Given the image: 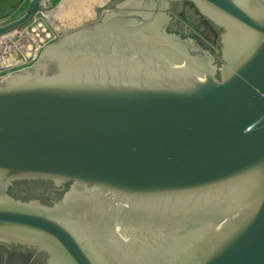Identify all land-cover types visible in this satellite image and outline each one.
<instances>
[{"label": "water", "instance_id": "obj_1", "mask_svg": "<svg viewBox=\"0 0 264 264\" xmlns=\"http://www.w3.org/2000/svg\"><path fill=\"white\" fill-rule=\"evenodd\" d=\"M198 1L227 29L219 77L210 55L141 31L166 0L124 12L139 31L112 50L104 37L72 45L83 27L0 76V185L92 186L54 206L0 195V239L54 248L67 264H264V0ZM51 5L28 0L0 35ZM127 207L153 218L146 230L119 228Z\"/></svg>", "mask_w": 264, "mask_h": 264}, {"label": "flooded vegetation", "instance_id": "obj_2", "mask_svg": "<svg viewBox=\"0 0 264 264\" xmlns=\"http://www.w3.org/2000/svg\"><path fill=\"white\" fill-rule=\"evenodd\" d=\"M148 1L109 0L107 7L97 19L84 23L79 27L71 28L61 33L60 36L87 27L86 30L78 34L79 39L75 40L72 45L86 46L96 42L99 37H104L106 39L105 46L109 49L112 47V42L113 44L115 42V36H123L130 32L138 34L139 30H134L131 24L133 18L130 16L132 14L124 12L130 10L144 11L148 9L144 5ZM158 11L156 22L146 24L148 26L143 27L141 31L149 36L157 33L158 29H163L165 33L174 34L188 45L193 46L199 53L210 55L213 58V64L216 66V76L219 77L221 68L227 63L223 57L224 38L227 29L215 17L216 15L198 0H166L165 5ZM111 12L121 14L119 16L109 15ZM106 14L105 20L102 21ZM159 23L160 28L158 27ZM122 48L125 49L126 47L124 48L121 45L119 49L114 51H123ZM126 49L130 52L142 50L134 42L128 45ZM74 189L79 190L80 195H86L87 191L92 189V186L77 185L71 180L17 177L10 179L4 185H0V195L21 203L54 206L62 203ZM152 221L153 218L145 216L143 211H136L127 207L119 215L118 226L119 228L123 227L122 231L124 233L139 234L138 230H146ZM134 227L139 229L134 231L131 229ZM133 237L141 238L139 236ZM67 260L54 248L30 244L19 239H0V264H67L65 262Z\"/></svg>", "mask_w": 264, "mask_h": 264}, {"label": "built area", "instance_id": "obj_3", "mask_svg": "<svg viewBox=\"0 0 264 264\" xmlns=\"http://www.w3.org/2000/svg\"><path fill=\"white\" fill-rule=\"evenodd\" d=\"M16 17V16H15ZM14 18L13 13L0 16V24ZM61 33L50 26L46 9L36 11L30 20L0 35V76L33 65L44 48Z\"/></svg>", "mask_w": 264, "mask_h": 264}, {"label": "crops", "instance_id": "obj_4", "mask_svg": "<svg viewBox=\"0 0 264 264\" xmlns=\"http://www.w3.org/2000/svg\"><path fill=\"white\" fill-rule=\"evenodd\" d=\"M27 1L28 0H19L17 5L12 7L13 11L11 13H15V11L19 10L22 6L25 7ZM108 1L109 0H58L57 2H54L53 0L52 5L46 8L48 13V22L56 31L63 33L73 28L70 26L69 22L72 20L71 17L74 12L80 11L81 18L94 17L98 14L96 12L97 9L105 3L107 4ZM101 12L102 11H100V13ZM0 16H4V14Z\"/></svg>", "mask_w": 264, "mask_h": 264}, {"label": "rangeland", "instance_id": "obj_5", "mask_svg": "<svg viewBox=\"0 0 264 264\" xmlns=\"http://www.w3.org/2000/svg\"><path fill=\"white\" fill-rule=\"evenodd\" d=\"M18 1L19 0H8V2H7V0H0V15H3V14L5 15V14L11 13L13 11L12 7L13 6L15 7L17 5ZM57 1L54 0V2H57ZM108 3H109V1H108ZM108 3L107 4L105 3L103 6H101L97 9L96 12L98 14H96L94 16L95 18L93 16L90 18L89 17L88 18H81L80 11H77L78 13L74 12L73 16L71 17L72 20L69 22L70 26H72L73 28L79 27L84 23H87L91 20L97 19L100 15V11H103L107 7ZM24 9H25V7L22 6L19 10L15 11V13H13V16L15 17V16L19 15L21 12H23Z\"/></svg>", "mask_w": 264, "mask_h": 264}]
</instances>
